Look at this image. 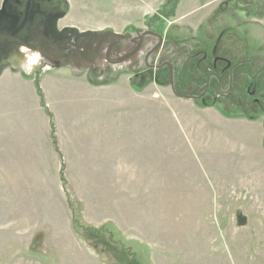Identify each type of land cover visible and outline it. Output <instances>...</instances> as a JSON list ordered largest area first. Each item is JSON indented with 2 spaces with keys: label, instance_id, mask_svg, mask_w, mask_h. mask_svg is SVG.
<instances>
[{
  "label": "rangeland",
  "instance_id": "rangeland-1",
  "mask_svg": "<svg viewBox=\"0 0 264 264\" xmlns=\"http://www.w3.org/2000/svg\"><path fill=\"white\" fill-rule=\"evenodd\" d=\"M8 1L0 32L33 45L38 18L23 12L37 17L41 3ZM97 1L95 17L76 16L77 39L59 42L63 1L41 19L37 33L68 55L0 40V264H264V160H241L245 147L261 159L262 144L237 141L227 160L229 141L201 127L198 148L167 102L195 95L264 120V0ZM127 22L139 26L109 33ZM100 41L95 61L75 63L73 47L90 59ZM110 45L111 59L140 50L111 63ZM6 68L22 79H3Z\"/></svg>",
  "mask_w": 264,
  "mask_h": 264
},
{
  "label": "crops",
  "instance_id": "crops-1",
  "mask_svg": "<svg viewBox=\"0 0 264 264\" xmlns=\"http://www.w3.org/2000/svg\"><path fill=\"white\" fill-rule=\"evenodd\" d=\"M0 1H3V0H0ZM61 1H63V3H65L64 8L68 9V11H67V15L64 18L60 19L59 27L60 26L65 27V28L76 27L77 29H79V32H85L86 29H84V26L80 25V20L76 19V16L78 14L82 15V16L86 15L88 17H95L97 12L100 13L101 9L102 10L104 9V7H102V5H100L99 8H96L94 6L89 5V3L94 4V2H96L97 0H53V1L51 0V2H50V0H35V2L41 3L42 6L40 8L43 12L39 16L37 15V17L35 15L34 16H27L25 14V13L28 14L27 9H26L23 12V15H24V17L26 16L28 18L31 17L30 21L33 20L32 22H35V18H38L40 20L44 19V18L50 19V16L54 13L55 9L58 8L57 3L61 4ZM78 1L82 2V5L78 4ZM97 2H99V1H97ZM28 3H30V2H28ZM20 4H22V6L24 5L23 0L22 1L20 0ZM111 10H113V7H111ZM44 12H46L48 14L45 15ZM6 14L12 16L8 12ZM102 16H105L104 12H103ZM25 20H26V18H25ZM38 24H40V23H38ZM104 26H106V25H104ZM134 26L137 28L139 25L137 23L135 24L132 22H130V23L127 22V23H124L121 26V28H116V27H111V26H107V27L110 28L111 30L117 32V33L122 34V33H124V31L128 30L127 29L128 27L134 29L133 28ZM95 31H99V30H95ZM152 41L154 42L153 44H155V43L158 44L157 49H159L161 47V50H162V48H163L162 45L156 39H153ZM151 48H152V50L154 49L153 46H151ZM83 51H84V49L82 48L81 53L84 55ZM175 53H176V55L174 57L179 56L178 50H175ZM82 54H80L82 57L81 56L80 57H77V56L74 57V58H76L75 63H81L82 61H85ZM222 58H225V57H222ZM165 66H166V64H164V67ZM2 73H4L3 79L5 77H8V80L16 81L15 77L17 75H18L19 80L22 79L21 74L20 73L17 74L11 68H6ZM130 75L132 77L133 74H130ZM76 84H78V85L82 84L83 88L84 87H88L90 89L95 88L93 83H91L90 81H87V77L85 74L80 75L77 78ZM84 90H85V88H84ZM86 91H89V90H85V92ZM76 94L78 96L79 102L82 103L81 101H83L85 99L86 94L82 93L80 90H77ZM171 97L169 99H167V102H169L171 104V106H172L171 108L174 109L173 111H175L179 114L182 127L187 128L190 136L193 135L196 138H198V139H194L192 136V139L194 140V142L197 143L196 144L197 147L201 146V147L208 148L206 145H203V143H201L202 138L197 133V130L199 128L205 127V130L207 131V135H206L207 140L209 138H213V139L217 140L221 137V140L226 138L223 141L224 144H227L229 141L228 147L225 150L226 153H224V155L226 154L225 157L227 156L226 157L227 160L233 159V157H230V156H232L236 153L235 149H236L237 141H241L243 144H245L244 142L249 137L252 140H254L257 143V145L262 144V148L264 151V147H263V145H264L263 144L264 143V120L263 119H261V118L249 119L247 117L232 118V117H228V116L224 115L222 113V111L214 103L210 105V104L206 103L205 101H202V99L200 102V99H197L196 97H194V98H192L191 96L190 97H184V96L180 97L178 95H175L174 93L172 94ZM203 100H204V97H203ZM80 103H78V105H80ZM176 126L179 127L177 122H176ZM94 127H96V126H94ZM231 128L237 132V133H233V135L231 136V138H233V139L229 138ZM238 131H240V133H238ZM125 135H127V133H125ZM198 148H200V147H198ZM252 154L253 153L249 152V150H247L246 147L243 149L241 160L243 162V168L244 169H250L253 167V165H256V164L258 166H260L261 163L263 162L264 156H261L260 157L261 159L257 160L255 156H252ZM225 157L222 155V162L225 161ZM17 159L21 160L20 157H17ZM224 164H226V163H224Z\"/></svg>",
  "mask_w": 264,
  "mask_h": 264
},
{
  "label": "water",
  "instance_id": "water-1",
  "mask_svg": "<svg viewBox=\"0 0 264 264\" xmlns=\"http://www.w3.org/2000/svg\"><path fill=\"white\" fill-rule=\"evenodd\" d=\"M13 18V20H15V24H16V19L14 18V17H12ZM48 20V19H47ZM38 23H40L39 25L40 26H45L46 28H47V26H46V24L45 23H43V22H41V20H39L38 19V21H37ZM68 29V28H67ZM9 31V32H8ZM24 33H26V34H28L24 29H23V34ZM111 35H114V36H116L117 37V39H119L120 37H121V35L120 34H118V33H115V32H109ZM36 34H37V32H36ZM158 37H160V39H161V36H159L158 35ZM1 39H4V40H10V41H13V42H17V43H19V44H21V45H23L24 47H26V48H29V49H34V50H36V49H38L39 47L37 46V47H32L31 45H29L28 43H27V41H25V40H23V39H21V38H19L17 35H15V34H13L10 30H2V32H0V40ZM39 40V38L37 39V41ZM47 41L46 42H48L54 49H55V51H57L59 54H62V55H68L70 52H71V49H66V50H61V48L59 47V45L54 41V40H52V39H46ZM100 47H101V41L98 43V45H97V47L95 48V51H94V55H93V57L92 58H86V57H84L83 56V58H84V60L86 59V61H89V62H93V61H95L96 60V58H97V53H99V49H100ZM74 48V50L76 51H78V52H80L81 53V51H80V48L79 47H77V46H75V47H73ZM110 48H111V45L108 47V50H107V52H106V58L111 62V63H120V62H122V61H125L126 59H128L129 57H131L132 55H134V54H136L139 50H140V45H138L137 46V48L130 54V55H128V56H125L124 58H120V59H111L110 58ZM158 48V46H156L152 51H154L155 49H157ZM82 54V53H81ZM190 97V96H189Z\"/></svg>",
  "mask_w": 264,
  "mask_h": 264
},
{
  "label": "flooded vegetation",
  "instance_id": "flooded-vegetation-1",
  "mask_svg": "<svg viewBox=\"0 0 264 264\" xmlns=\"http://www.w3.org/2000/svg\"><path fill=\"white\" fill-rule=\"evenodd\" d=\"M29 1H31V0H28V2ZM9 2H14V3H20V0H9L8 1V3ZM27 2V3H28ZM4 17H6V18H11V16L9 17V16H4ZM16 19V18H15ZM30 19H31V17L29 18V20H26V23L28 22V21H30ZM31 21H33V20H31ZM15 20H13V18H11V27H12V29H13V27H15ZM9 28V26L8 25H6L5 26V28L4 29H8ZM39 28H44V29H46V27L45 26H40L39 24H37L36 26H35V33L38 31V29ZM49 29V28H48ZM10 31L11 32H13L14 30H11L10 29ZM43 32L41 31L39 34L37 33L36 34V36H35V39L32 41L33 42V45H31V44H29L28 42V44L29 45H31L32 47H39L40 48V43H41V41L42 42H44V43H46V39H49V36H47L46 34H47V32H45V34H42ZM77 33H79V32H77ZM49 35V34H48ZM79 37H81V35H80V33L77 35V34H75V32H74V30L71 28H68V29H66V30H64L61 34H60V40H59V42L61 41V42H63L65 39H69V38H73V39H77V38H79ZM20 38V37H19ZM39 38V40L37 41V39ZM24 39H28L27 37H24ZM17 43V42H16ZM156 47V46H155ZM220 60H225L224 58H222V57H220ZM192 98H194V97H197V96H191Z\"/></svg>",
  "mask_w": 264,
  "mask_h": 264
},
{
  "label": "bare ground",
  "instance_id": "bare-ground-1",
  "mask_svg": "<svg viewBox=\"0 0 264 264\" xmlns=\"http://www.w3.org/2000/svg\"><path fill=\"white\" fill-rule=\"evenodd\" d=\"M17 58V57H16ZM14 59V58H13Z\"/></svg>",
  "mask_w": 264,
  "mask_h": 264
}]
</instances>
